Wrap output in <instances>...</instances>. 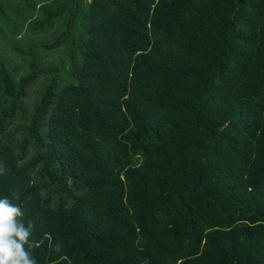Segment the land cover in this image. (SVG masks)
I'll return each mask as SVG.
<instances>
[{"label": "trees", "instance_id": "16d2710c", "mask_svg": "<svg viewBox=\"0 0 264 264\" xmlns=\"http://www.w3.org/2000/svg\"><path fill=\"white\" fill-rule=\"evenodd\" d=\"M0 3V40L59 29L18 79L0 50V264H264V0Z\"/></svg>", "mask_w": 264, "mask_h": 264}, {"label": "rangeland", "instance_id": "374dc122", "mask_svg": "<svg viewBox=\"0 0 264 264\" xmlns=\"http://www.w3.org/2000/svg\"><path fill=\"white\" fill-rule=\"evenodd\" d=\"M0 9L3 10L4 14L9 15L10 10L8 9L7 3H0ZM83 12L85 13L84 9ZM5 17L8 18L7 24L10 25L11 28V23H13L14 17L11 15L9 17L4 16V18ZM19 22H21L20 19ZM0 26L5 32V35H0V37L12 36V34H10V32L5 29L7 27L4 23V20L2 19H0ZM58 32L59 29L52 27L48 30H44V32L32 34L28 30L27 22H24L20 28H17L16 33L13 34V39L11 41L5 42L4 40H0V50L2 51L8 62H10L12 67L17 69L16 79L27 73V71L29 70V58L24 53H22V51L27 50V48L34 42H51L58 34ZM69 54V49L65 44H60L59 46L49 49L41 48L38 50L37 63L39 65L40 71L37 75V78L28 86V88H26V92L23 95L20 115L17 116L18 119L15 120L14 123H11L7 129H5V134H13L16 139H18V135L22 134V128L28 123V116L32 112L35 104L38 102L40 94L43 92L45 86L50 81L52 76L56 75L57 77H65L64 73L61 72L57 74L54 70H49V68L55 67L57 69H60L62 67L66 70L67 67L70 66L68 57ZM27 145L28 148L26 151V157L21 162L24 164L31 163L33 174H35V176L38 178L39 174L44 172V168L42 167L43 161L36 160L37 147L34 146L32 142ZM48 180V177L45 176L39 182L44 188V193L45 189L49 188L52 192L55 187L54 184H51L49 187H47L46 185L48 183ZM66 183L68 187L73 186V182L70 179H68ZM63 196L65 195L63 194Z\"/></svg>", "mask_w": 264, "mask_h": 264}]
</instances>
